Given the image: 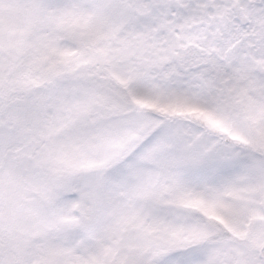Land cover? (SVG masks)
Segmentation results:
<instances>
[{"label":"snow or ice","instance_id":"6c2138e0","mask_svg":"<svg viewBox=\"0 0 264 264\" xmlns=\"http://www.w3.org/2000/svg\"><path fill=\"white\" fill-rule=\"evenodd\" d=\"M0 264H264V0H0Z\"/></svg>","mask_w":264,"mask_h":264}]
</instances>
